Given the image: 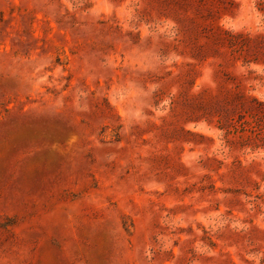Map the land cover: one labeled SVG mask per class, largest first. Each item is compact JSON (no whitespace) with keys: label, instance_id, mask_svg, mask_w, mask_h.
Returning a JSON list of instances; mask_svg holds the SVG:
<instances>
[{"label":"rangeland","instance_id":"1","mask_svg":"<svg viewBox=\"0 0 264 264\" xmlns=\"http://www.w3.org/2000/svg\"><path fill=\"white\" fill-rule=\"evenodd\" d=\"M0 264H264V0H0Z\"/></svg>","mask_w":264,"mask_h":264}]
</instances>
